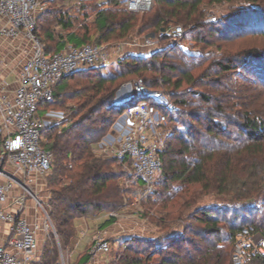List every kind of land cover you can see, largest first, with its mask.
<instances>
[{"label":"trees","instance_id":"trees-1","mask_svg":"<svg viewBox=\"0 0 264 264\" xmlns=\"http://www.w3.org/2000/svg\"><path fill=\"white\" fill-rule=\"evenodd\" d=\"M128 1L102 0L94 35L88 24L80 33L73 30V20L62 8L45 14L70 30L58 40L45 24L47 18L43 14L37 18V35L49 53L61 51L67 43L101 45L146 35L157 38L162 29L178 25L183 32L173 30L158 37L159 45L146 54L125 55L116 62L114 75L105 74V66L76 72L54 86V101L41 103L43 115L64 111V100L77 102L70 116L42 133V146L53 153L47 211L57 237L50 233L36 264L57 262V244L67 250L77 234V218L123 204L127 189L120 183L125 173L119 160L96 155L93 146L107 134L121 109L113 103L116 90L137 79L150 90L166 87L174 98L170 108L157 105L172 127L161 155L163 178L149 200L157 208L158 218L152 219L160 235L128 238L111 264H264V254L251 245L245 247L243 263L233 259L240 230L250 228L264 236V111L256 109L258 97L251 95L255 89L249 88V79L238 87L236 73L254 62L264 64V48L242 46L248 35H264V0H153L148 11L129 10ZM240 1L252 5H232L229 13L209 20L211 6ZM189 41L200 51L180 48L179 42ZM212 46L214 51L206 52ZM78 75L71 85L69 81ZM198 87L203 90H195ZM191 95L196 98L188 99ZM210 194L217 202L201 205L202 197ZM115 221L110 217L102 226ZM89 258L83 253L75 264H85Z\"/></svg>","mask_w":264,"mask_h":264},{"label":"built area","instance_id":"built-area-1","mask_svg":"<svg viewBox=\"0 0 264 264\" xmlns=\"http://www.w3.org/2000/svg\"><path fill=\"white\" fill-rule=\"evenodd\" d=\"M49 1L0 0V39L23 38L31 43V54L20 68L17 88L11 92L0 80V264H36L39 258L38 232L41 230L47 234L51 229L55 232L45 200L35 192L33 185L52 170L53 153L42 146V133L67 115L60 110H49L41 115V103L54 101V86L64 78L123 58L126 46L145 49L156 46L155 40L146 37L119 42L110 53L107 46H77L72 43H67L61 51L49 53L36 32L37 18ZM152 1L129 0L128 8L148 11ZM173 30L176 34L183 32L182 26H175L162 31L160 37ZM1 62L0 57V65ZM151 96L156 98L155 101L150 100ZM167 97L162 91H151L142 79H138L134 90L114 102L128 116L127 123L123 125L114 121L107 134L96 143L98 156L130 163L135 183L139 185L137 199L142 200L153 193L163 171L161 155L165 136L160 127L168 120L157 105L168 108ZM30 198L35 200L37 210L41 209L45 214L42 225L32 224L23 215ZM11 205L17 210H11ZM108 215L116 219L122 217L119 211H109ZM236 237L233 256L236 263L244 262L245 247L253 241L260 244L256 252L264 254V236L261 233L243 228ZM111 248L108 240L97 237L91 253L109 254ZM55 264H67V261L62 256Z\"/></svg>","mask_w":264,"mask_h":264},{"label":"rangeland","instance_id":"rangeland-1","mask_svg":"<svg viewBox=\"0 0 264 264\" xmlns=\"http://www.w3.org/2000/svg\"><path fill=\"white\" fill-rule=\"evenodd\" d=\"M102 0H59V1H53L50 0L46 5L44 10L39 14V19L45 17L47 18L45 22V24L48 26V28L50 30L53 31V39L58 40L59 37L61 36H65L68 31L70 30H64L57 22V18H52V15H45L48 12L51 11H55L56 8H62L64 11H68L70 17L73 20V25L74 28L73 30L77 31V33H80V28L83 27L85 24H88L91 28V34L94 35L96 34L95 29H94V20L96 18V12L99 9L100 6L99 3H101ZM98 3V4H97ZM238 8L241 7V5L243 6H251L252 3L249 2H236L234 4H229V3H222V4H218V5H213L210 7V11L213 12L212 15H210L209 20H211L212 18L215 19V16H222L224 14L229 13L230 8ZM43 14V17H41ZM180 26V25H178ZM264 27V25L262 26ZM173 28V27H171ZM170 28V29H171ZM162 31L165 30H161L158 35L157 38H161L163 36L160 37V34ZM38 38L39 40L43 43L44 41L42 40V38L40 37L39 33H38ZM151 38L153 40L156 41V46L157 47L159 45L158 39L153 35V36H141V37H134L133 39H125V40H121V41H116V42H131L133 40L136 39H143V38ZM26 41L23 38H20L18 40H13V39H0V48L3 49L2 53L0 55H13V48H14V44L17 41ZM27 42V41H26ZM92 42V41H90ZM29 45H31V43L27 42ZM114 44V42L111 43H101V45L103 46H107V50L109 48V45ZM179 46L181 49H183L184 51L187 52H194L196 50V52H199V48L195 49L193 43L191 41L189 42H179ZM91 44V43H90ZM94 44V43H92ZM251 46V45H256L259 46L261 48H264V35H248L246 38H244V42L242 44V46ZM215 47H209L206 49V52L208 51H214ZM110 53V51H108ZM23 54V53H21ZM26 55V54H23ZM127 55V53L125 54ZM262 65H264L261 62ZM259 64V62H254L251 64V66L248 68L246 66L239 68V72L237 71L236 73H238V75H240V79H239V85L238 87H243L244 84V80L247 77L249 79V88L251 86H253V88L255 89V92L251 93V95H254L256 97H258L257 100H255L256 103V109H258L259 111H264V69L263 66ZM262 66V67H261ZM118 71L117 69V64L116 62H112L109 63L108 65L105 66V74L107 75H114L116 74ZM80 75L76 76L75 79L70 80L69 83H71V85H75V81L78 80ZM138 80V79H137ZM137 80H132V81H126L124 83H122L119 88L116 90L115 92V97L113 99V103L121 98L122 96H127V93L131 92L132 90L135 89V84L137 82ZM185 86V85H184ZM186 87V86H185ZM251 88V89H253ZM257 88V89H256ZM195 90H203L202 87H198L195 88ZM151 91H162L164 94L168 95L167 100L169 101V107L173 106V102H174V98L171 96V94L169 93V91H167L166 87H160L156 90H151ZM257 91V93H256ZM263 91V92H262ZM263 93V95L261 97H259L261 94ZM259 94V95H258ZM122 95V96H121ZM250 95V97H251ZM191 97H194V95L188 96V99H192ZM196 98V97H194ZM66 99V98H65ZM155 97L151 96L150 100L151 101H155ZM65 103L63 105H65V107H61V105H56L61 107L65 112L67 117L71 115V108H74L76 106V100H64ZM157 101H160L157 99ZM43 114V113H42ZM128 120V116L125 114L124 110H117L116 114H115V122H120L121 124H126ZM168 120V117H167ZM59 123V122H57ZM119 123V124H120ZM117 124V123H115ZM118 124V127H120V125ZM171 125L168 121L167 124L163 125L162 127H160L161 131L164 133L163 136L164 137V141L166 143V138L168 137V135L171 133ZM0 142H1V138H0ZM94 152L97 154L96 150V143L93 146ZM119 169L123 170L125 175L120 179V183L127 189V194L125 196L124 202L123 204L118 207L116 210L113 211H119L121 212L122 217L118 218L120 219V221H124L128 216H133L136 215L138 219H142L144 220L143 222H139L140 224H143L142 227H145L144 229L141 230V232H143V234L141 236H136V237H142V238H154L158 235H160V229L159 227L156 226V224L154 223V219L152 218H158L157 216V208L152 207L149 203L150 200V196L152 195V193L150 195H148L146 198L144 199H137L136 197H138L139 194V185H137L135 183V178H134V173L132 171L131 165L128 161H119ZM48 176V175H47ZM47 176H45L44 182L45 185L44 187H42V189L44 190L43 196L42 198H44L45 200V207L48 209V200H49V191L47 188ZM162 174L161 176L158 178L157 183L161 182L162 180ZM156 183V184H157ZM142 184V182H141ZM155 188V187H154ZM41 191V190H40ZM154 191V190H153ZM36 192V191H35ZM37 193V192H36ZM40 196H42V192H40ZM171 193H174V191H172ZM38 194V193H37ZM157 197V196H156ZM220 201V200H219ZM217 202V197L213 194L210 195H205L202 197V199L200 200V204L201 205H211L212 203ZM47 204V205H46ZM42 213L43 219L45 218V214L41 211ZM229 217H232L231 215ZM183 229H178L177 228V232H182ZM45 233V232H44ZM50 233H53L55 235V232L51 229L49 230V233L44 234L42 240H43V244H42V251H43V247L44 244L49 240V235ZM56 236V235H55ZM251 245V249L254 250L255 252L257 251V249H259L260 244H257L255 241H253L252 243H250ZM58 246V250H59V259L57 261H59L61 259V257L63 256L65 261H68V255H67V251H63L62 248L60 247V244H57ZM111 251L109 254H112L111 256L113 257V255L118 252V248H116L117 246L112 245L111 246ZM259 251V250H258Z\"/></svg>","mask_w":264,"mask_h":264},{"label":"crops","instance_id":"crops-1","mask_svg":"<svg viewBox=\"0 0 264 264\" xmlns=\"http://www.w3.org/2000/svg\"><path fill=\"white\" fill-rule=\"evenodd\" d=\"M117 43L119 42H114V44L112 43L109 45L108 51L114 52L115 45ZM13 49V55H0L2 60L0 65V80L5 82L6 88L11 92L14 91L18 86L19 71L22 64L31 54V46L26 41L19 40L14 44ZM149 50L150 49H145L142 47H125V52L127 54L133 53L141 55L146 54ZM2 51L3 49L0 48V54ZM114 134H111V137L114 136ZM17 176L18 178H21L20 174ZM44 185L45 182L42 178H39L35 185H33V189L38 193L39 196L41 194L40 192H42V196L40 197H44V190L42 189ZM10 209L16 211L17 207L11 205ZM23 215L32 224L39 223L42 225L44 221L42 213L36 208L35 200L31 198L27 200L26 206L23 210ZM109 218L110 216L108 215V212H101L82 216L75 220L77 234L72 239L69 247L66 250L68 255L67 264H75L78 257L83 255V253H88L90 255L89 260L85 264H111L113 260V257L111 256L112 254L91 253V248L97 237H102L108 240L111 243V246L114 245L117 246L116 248H118L128 238L141 236L143 234L141 230L145 227H142L143 224H140L139 222H143L144 220L138 219L136 215L128 216L124 221H120V219L117 218L114 223L102 226ZM44 234L45 233L41 230L38 232L39 258L37 262H39L42 256V238L44 237ZM11 250L15 251L14 249ZM20 255L22 256L21 253Z\"/></svg>","mask_w":264,"mask_h":264},{"label":"water","instance_id":"water-1","mask_svg":"<svg viewBox=\"0 0 264 264\" xmlns=\"http://www.w3.org/2000/svg\"><path fill=\"white\" fill-rule=\"evenodd\" d=\"M162 30H164V29H162Z\"/></svg>","mask_w":264,"mask_h":264}]
</instances>
